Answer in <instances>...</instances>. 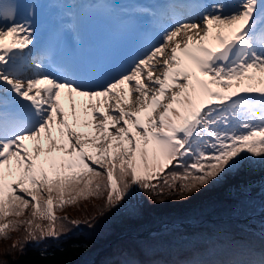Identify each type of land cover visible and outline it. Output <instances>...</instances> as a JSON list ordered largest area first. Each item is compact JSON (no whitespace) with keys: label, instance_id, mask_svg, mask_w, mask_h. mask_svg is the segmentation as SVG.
I'll list each match as a JSON object with an SVG mask.
<instances>
[{"label":"snow or ice","instance_id":"6c2138e0","mask_svg":"<svg viewBox=\"0 0 264 264\" xmlns=\"http://www.w3.org/2000/svg\"><path fill=\"white\" fill-rule=\"evenodd\" d=\"M172 9L156 43L106 67L37 53L35 5L0 0V238L26 225L23 252L58 236L54 206L187 197L264 166V0Z\"/></svg>","mask_w":264,"mask_h":264},{"label":"trees","instance_id":"16d2710c","mask_svg":"<svg viewBox=\"0 0 264 264\" xmlns=\"http://www.w3.org/2000/svg\"><path fill=\"white\" fill-rule=\"evenodd\" d=\"M253 166L187 197L171 195L167 188L156 196L134 187L111 209L105 208L106 191L54 206L58 236L28 241L21 252L19 243L27 235L21 225L0 238V264H50L53 259L57 264H264V229L253 226L264 201L230 188L233 178L246 180ZM31 211L7 219L27 221Z\"/></svg>","mask_w":264,"mask_h":264},{"label":"rangeland","instance_id":"374dc122","mask_svg":"<svg viewBox=\"0 0 264 264\" xmlns=\"http://www.w3.org/2000/svg\"><path fill=\"white\" fill-rule=\"evenodd\" d=\"M262 172H264V167L259 164H254L251 175L246 180L239 179L238 177L233 178L230 188H232L233 192L236 194L247 190L250 196H256L264 201V180L261 184H253V179L256 177V174ZM188 206L189 205H187L186 207ZM253 226L262 230L264 229V207L262 208V213L259 215L258 220L253 224ZM1 246L3 247L2 244H0V247Z\"/></svg>","mask_w":264,"mask_h":264},{"label":"bare ground","instance_id":"6f19581e","mask_svg":"<svg viewBox=\"0 0 264 264\" xmlns=\"http://www.w3.org/2000/svg\"><path fill=\"white\" fill-rule=\"evenodd\" d=\"M264 180V172L262 173H257L256 177L253 179V184L258 185L261 184L262 181ZM238 186V185H237Z\"/></svg>","mask_w":264,"mask_h":264}]
</instances>
